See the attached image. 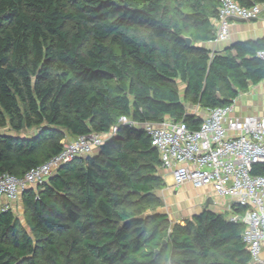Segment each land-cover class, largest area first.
Instances as JSON below:
<instances>
[{
    "label": "trees",
    "instance_id": "1",
    "mask_svg": "<svg viewBox=\"0 0 264 264\" xmlns=\"http://www.w3.org/2000/svg\"><path fill=\"white\" fill-rule=\"evenodd\" d=\"M218 10L217 0H0V176L22 178L65 138H104L20 194L24 221L0 211V264H251L241 223L207 209L170 223L157 151L119 123L196 130L186 104L223 108L264 82V38L207 48Z\"/></svg>",
    "mask_w": 264,
    "mask_h": 264
},
{
    "label": "built area",
    "instance_id": "2",
    "mask_svg": "<svg viewBox=\"0 0 264 264\" xmlns=\"http://www.w3.org/2000/svg\"><path fill=\"white\" fill-rule=\"evenodd\" d=\"M217 2L214 43L228 40L232 22L256 21L264 14V4L243 8L232 0ZM256 56L264 62V51ZM187 113L201 120L196 130L182 121L174 123L167 119L139 125L122 117L119 123L144 130L173 188L184 185L196 190L208 188L218 201H228V220L244 226L242 241L251 264H264V116L237 117L233 103ZM115 133L113 128L112 134ZM103 141L98 134L65 138L58 155L22 178L0 176V203L3 198L15 201L22 192L40 185L62 165L91 155ZM8 208L0 207V211Z\"/></svg>",
    "mask_w": 264,
    "mask_h": 264
},
{
    "label": "crops",
    "instance_id": "3",
    "mask_svg": "<svg viewBox=\"0 0 264 264\" xmlns=\"http://www.w3.org/2000/svg\"><path fill=\"white\" fill-rule=\"evenodd\" d=\"M264 38V14H262L258 20L250 21V22H242V21H234L230 24V34L229 38L225 42L218 43H210L207 44V48L212 50L213 52L222 53L225 48L237 42H246L249 40H257ZM234 114L237 117H243L248 115L253 116H264V82L259 83L256 86L250 87V89L238 95V97L234 100ZM192 112V111H191ZM190 113V112H189ZM162 175H166L165 171H162ZM163 179L166 181L167 179L163 176ZM170 181V180H167ZM192 188L190 185H184L181 187L172 188V195L176 196L177 194H181L186 190L190 191ZM195 192L199 194V196L204 195V193L210 192V189H201L196 190ZM168 193V191H167ZM166 193V194H167ZM213 198V197H212ZM227 202H224L220 207V211L226 208ZM20 204L19 198L15 201H9L6 198H3L0 203V207L8 206L9 208H13L16 204ZM17 204V205H18ZM214 203L210 204L213 206ZM223 213V212H222Z\"/></svg>",
    "mask_w": 264,
    "mask_h": 264
},
{
    "label": "rangeland",
    "instance_id": "4",
    "mask_svg": "<svg viewBox=\"0 0 264 264\" xmlns=\"http://www.w3.org/2000/svg\"><path fill=\"white\" fill-rule=\"evenodd\" d=\"M180 91L182 93V86H180ZM193 110H198V107L192 104H186V111L191 112ZM29 133V132H28ZM26 133V134H28ZM161 171H164L161 169ZM162 173V172H161ZM164 176L167 180H169L168 176ZM165 181V188L159 193V197L162 199L161 212L166 213L168 216V220L171 224H178L180 226H184V222L195 214H199L204 209L212 211L216 214L224 215V217L228 216L227 208L223 209V213L220 211L222 207H220L226 200L218 201L216 198H212L210 192L207 194L199 196L198 192L196 193L193 188H190V191L186 190L181 194H177L176 196L172 195V186L170 181ZM168 191V193H167ZM167 193V194H166ZM211 197L213 201V206L207 205L208 198ZM18 204V203H17ZM12 208L14 213L22 220L23 210L21 204H18ZM228 218V217H227Z\"/></svg>",
    "mask_w": 264,
    "mask_h": 264
},
{
    "label": "water",
    "instance_id": "5",
    "mask_svg": "<svg viewBox=\"0 0 264 264\" xmlns=\"http://www.w3.org/2000/svg\"><path fill=\"white\" fill-rule=\"evenodd\" d=\"M187 42L190 43V40L187 39ZM212 203H213L212 198L209 197L206 206H207V205H210V204H212Z\"/></svg>",
    "mask_w": 264,
    "mask_h": 264
}]
</instances>
